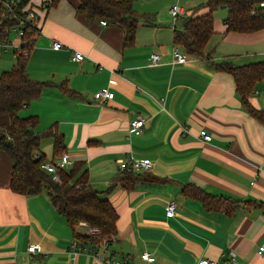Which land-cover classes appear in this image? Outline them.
Wrapping results in <instances>:
<instances>
[{"label": "crops", "instance_id": "0c3cea01", "mask_svg": "<svg viewBox=\"0 0 264 264\" xmlns=\"http://www.w3.org/2000/svg\"><path fill=\"white\" fill-rule=\"evenodd\" d=\"M42 1L31 0L40 33L26 72L47 84L20 114L37 117L33 132L55 126L63 135L64 152L84 163L90 185L116 209L117 235L102 254L75 248V241L92 246L74 236L85 235L86 227L78 224L73 231L45 190L14 193L12 161L1 150L0 264H104L106 256L119 264H197L205 257L232 264L230 251L242 264H264L258 252L264 245V124L243 107L233 78L213 66L264 60V28L227 31V13L219 7L203 55L186 54L179 46L187 61L177 62L174 29L205 0H133L146 16L127 46L121 27L86 19L76 11L77 0H59L48 9L39 8ZM173 4L181 9L176 21L169 12ZM205 11L201 7L196 14ZM54 40L64 47L53 49ZM74 50L83 53L81 61L72 59ZM153 52L159 54L156 64L150 61ZM105 85L113 97L95 99L93 93ZM248 99L264 111V77ZM138 116L145 123L139 134H129V119ZM200 129L211 134L209 141ZM52 142H41L47 161L58 156H52ZM130 156L148 157L152 167L127 189L113 178L118 160ZM188 182L240 206L232 213L207 211L181 193ZM171 201L176 209L169 216ZM32 243L39 244L35 252L27 250ZM144 252L152 259L142 258Z\"/></svg>", "mask_w": 264, "mask_h": 264}, {"label": "trees", "instance_id": "16d2710c", "mask_svg": "<svg viewBox=\"0 0 264 264\" xmlns=\"http://www.w3.org/2000/svg\"><path fill=\"white\" fill-rule=\"evenodd\" d=\"M58 1L50 0L47 9ZM261 1L263 0H205L192 9L181 29H174L173 43L180 46L186 54L203 55L214 31L213 13L221 5H225L227 9V31L253 32L262 29L264 6H259ZM24 5H28V9L33 6L31 0H21L10 12L0 4V40L8 37L12 28L20 25L21 19H26L27 11L22 10ZM201 7H205L206 11L196 14ZM76 11L88 20L104 19L106 24L121 27L123 46L133 43L140 18L146 16L134 9L133 0H77ZM32 34V31L28 33L26 30L25 36L31 38ZM26 60L27 58L16 55L15 64L0 72V151H5L12 161L9 187L14 193L22 195L45 190L51 197L55 210L66 219L73 231L80 221H84L88 226L99 228L102 236L109 237L110 243L117 235L118 213L109 199L90 185L87 169L83 168L84 163L75 162L68 172L60 170L57 176L41 166L48 160L41 150L42 139L52 138L53 157L64 152V142L63 135L55 126L33 132L37 117L20 114L22 108L39 97L47 84L27 75ZM213 66L233 78L235 91L243 107L253 118L264 124V111L255 109L248 99L255 84L264 77V60L242 65H233L230 61L222 60L213 62ZM61 88L72 93L64 84ZM52 160L53 158L50 159ZM146 174L147 172L136 174L118 171L113 182H119L129 189ZM181 193L185 197L200 201L207 211L222 210L232 213L240 206L239 201L210 194L191 182L182 186ZM74 236L89 245L93 243V238L87 234L80 235L75 232Z\"/></svg>", "mask_w": 264, "mask_h": 264}, {"label": "built area", "instance_id": "2783aa9c", "mask_svg": "<svg viewBox=\"0 0 264 264\" xmlns=\"http://www.w3.org/2000/svg\"><path fill=\"white\" fill-rule=\"evenodd\" d=\"M21 0H0V4H3L5 9L7 11L14 10L15 6L18 5V3ZM50 2V0H43L39 5L41 6V9H47V5ZM38 5V6H39ZM259 6H264V0L259 3ZM23 11H27L26 19L20 20V25L13 27L11 33L14 34L13 37H11V33L8 37L0 40V51H6L7 49H11L12 54L15 58L16 55H21L24 58H27L29 55L30 47L33 44V40L40 33V26L38 24V18H37V11L36 7L32 6L28 9V5H24L22 7ZM254 11V10H253ZM169 12L173 19L176 21L177 17L181 13V9L177 4H173L169 8ZM100 23L102 25H106V20L101 19ZM26 30H28V33L31 31L33 32L31 38H27L25 36ZM52 48L55 50L62 49L64 47V44L58 40H54L52 42ZM173 57L175 61L177 62H185L187 61L186 55L182 52V50L179 48V46H174L172 51ZM84 55L79 50L72 51V59L81 61L83 59ZM150 61L152 64H156L159 61V54L156 52H153L150 57ZM114 95V92L109 89L108 85L102 86L99 89H97L93 93V97L97 100H104V99H110ZM145 123V117L144 116H138L133 117L129 119L128 122V133L129 134H139L143 125ZM199 136L204 141H209L211 139V134L208 133L206 129H200L199 130ZM75 161L70 157V155L67 152H62L60 155H58L55 159L52 161H45L42 163V168H44L49 173L57 176L56 174L60 170H64L68 172L72 166L74 165ZM152 162L151 159L148 157H142V158H136L130 156L128 159H119L118 160V169L119 171H129V172H148L151 170ZM167 214L169 216H172L175 212L176 205L174 202H169L167 205ZM80 225H83L86 227V234L93 238V243H91V247L87 246H80L74 242V247H78L81 250L82 249H90L96 254H102L107 248V244L109 241L108 236H102L101 230L97 227H91L88 226L84 221L79 222ZM39 249V244L32 243L27 247V250L29 252H35ZM258 252L261 254V256L264 257V245H260L258 247ZM142 258L146 260H151L152 257L148 252H144L141 254ZM229 259L232 264H242L237 258L236 254L233 251H230ZM103 263L104 264H119V261L116 259H113L109 256L103 257ZM197 264H217L216 260H213L211 258L205 257L198 260Z\"/></svg>", "mask_w": 264, "mask_h": 264}, {"label": "rangeland", "instance_id": "374dc122", "mask_svg": "<svg viewBox=\"0 0 264 264\" xmlns=\"http://www.w3.org/2000/svg\"><path fill=\"white\" fill-rule=\"evenodd\" d=\"M219 12H222L224 14L227 13V9L223 8ZM14 34L11 33V37H13ZM2 54L0 55V72L5 69L11 68L15 64V59L12 57V51L11 49H7V51H0Z\"/></svg>", "mask_w": 264, "mask_h": 264}, {"label": "water", "instance_id": "95a60500", "mask_svg": "<svg viewBox=\"0 0 264 264\" xmlns=\"http://www.w3.org/2000/svg\"><path fill=\"white\" fill-rule=\"evenodd\" d=\"M226 6L225 5H221L220 8H225ZM185 24V23H184Z\"/></svg>", "mask_w": 264, "mask_h": 264}]
</instances>
